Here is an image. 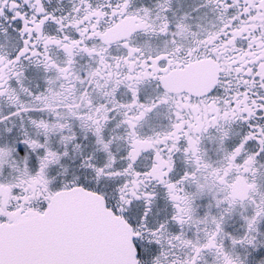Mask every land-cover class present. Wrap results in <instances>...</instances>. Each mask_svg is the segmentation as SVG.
I'll return each mask as SVG.
<instances>
[{
    "label": "snow or ice",
    "instance_id": "1",
    "mask_svg": "<svg viewBox=\"0 0 264 264\" xmlns=\"http://www.w3.org/2000/svg\"><path fill=\"white\" fill-rule=\"evenodd\" d=\"M0 264H264V0H0Z\"/></svg>",
    "mask_w": 264,
    "mask_h": 264
}]
</instances>
